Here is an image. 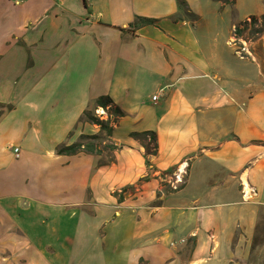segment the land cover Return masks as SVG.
Instances as JSON below:
<instances>
[{"label": "crops", "instance_id": "0c3cea01", "mask_svg": "<svg viewBox=\"0 0 264 264\" xmlns=\"http://www.w3.org/2000/svg\"><path fill=\"white\" fill-rule=\"evenodd\" d=\"M183 1L0 0V264H264L249 252L264 207V34L242 55L231 41L264 0ZM135 16L156 21L129 27ZM102 94L124 112L106 136L114 161L57 154L104 135L78 123ZM145 130L150 167L130 136ZM184 162L172 191L159 174Z\"/></svg>", "mask_w": 264, "mask_h": 264}, {"label": "trees", "instance_id": "16d2710c", "mask_svg": "<svg viewBox=\"0 0 264 264\" xmlns=\"http://www.w3.org/2000/svg\"><path fill=\"white\" fill-rule=\"evenodd\" d=\"M178 5H185L183 0H177ZM259 20L262 22L260 23ZM156 19L147 18L142 16H135L134 20L129 23V27L139 28L144 25H149L155 23ZM264 34V14L260 16L251 15L248 18L241 20L234 24L232 30V35L236 40L243 39L255 40L260 35ZM98 108H102L105 114V118L97 115L94 111ZM7 109H12V105H7ZM124 116L123 110L114 102L108 94H102L97 96L90 107L84 109L82 112L78 123L89 122L97 125L105 136H109L113 130V126L119 117ZM130 136L138 140L144 148V155L146 158V163L150 167L149 157L155 155L158 151V142L156 133L154 131H133ZM100 134H80L77 141L71 144H59L56 146L55 152L57 154L72 155L79 152H85L94 155H101L102 150L100 145L95 142V140L100 139ZM85 139H89L86 141ZM108 148L111 151V158L108 162L114 161L113 151L117 149V146L109 143ZM104 163V162H102ZM164 174V173H163Z\"/></svg>", "mask_w": 264, "mask_h": 264}, {"label": "rangeland", "instance_id": "374dc122", "mask_svg": "<svg viewBox=\"0 0 264 264\" xmlns=\"http://www.w3.org/2000/svg\"><path fill=\"white\" fill-rule=\"evenodd\" d=\"M206 4H207V2H206ZM254 3H253V1H251V0H244V2L242 3V6H244V7H246L247 9H249V10H247V11H250L251 9H252V11H255V8H253L254 7ZM208 6V5H207ZM230 5H228V6H226V8H225V12H223V14H231V8L229 7ZM205 7V6H204ZM209 8H211V6H208ZM208 7H206L205 8V10L206 11H208ZM228 7V8H227ZM223 10V9H222ZM222 10H220V11H222ZM184 13V12H183ZM240 13L242 14V13H244L242 10H240ZM186 17L189 19V20H194V19H196V17H194V15H192V14H186ZM259 22L261 23L262 21L261 20H259ZM231 41H234L236 44H235V46H236V48H238V50L240 49V47H241V42L239 41V40H236L235 41V39L233 38ZM22 90V88H20V89H14L13 90V92L14 93H16V92H19V91H21ZM14 99H16L17 100V98H14ZM99 109V108H98ZM98 109H96L94 112L97 114V115H99V114H102V113H100V112H98L99 110ZM102 118H105V114L103 113V115H100ZM104 133V132H103ZM101 137H100V139H98V140H95V142L97 143V144H99L100 145V148H101V150H102V155L100 156V158H99V162H107V161H109L110 160V158H111V151H110V149L108 148V144H109V142L107 141V137L105 136V134L103 135H100ZM86 141H89V139H85ZM102 141H105L104 143H102ZM46 147L47 146H45V147H43V149L44 150H46ZM173 172V170H171V171H169V172H167L168 174H171ZM53 179V177L52 176H48V178H47V181H51ZM168 185V184H167ZM42 186V185H41ZM168 188H169V186H168ZM170 189V188H169ZM262 252L263 253V255H264V207H262V209H261V212H260V215H259V218H258V221H257V223H256V226H255V230H254V234H253V236H252V238H251V242H250V245H249V252H255V253H257V252ZM247 255V254H246ZM246 255H244L242 258H240V259H235L232 263H234V264H246V259H245V257H246ZM142 264H146V263H142Z\"/></svg>", "mask_w": 264, "mask_h": 264}, {"label": "built area", "instance_id": "2783aa9c", "mask_svg": "<svg viewBox=\"0 0 264 264\" xmlns=\"http://www.w3.org/2000/svg\"><path fill=\"white\" fill-rule=\"evenodd\" d=\"M21 0H13V2L18 3ZM241 42V47L238 50L239 53L243 52H247V48H246V42L243 39L239 40ZM157 94L152 96V99L155 100L157 98ZM104 112H102L103 115ZM14 153L16 156L19 155L18 152V148L15 147L14 148ZM185 162L180 164L179 166H177L175 169H173V172L171 174L165 173V174H159V176L161 177V180L163 182H166L170 188V190L172 191H176L178 190L181 185L184 183L185 180V175H186V170H185V166L186 164ZM257 190L256 188L251 185V184H245L243 182H241V197H242V201H249L251 199H253V197L256 195Z\"/></svg>", "mask_w": 264, "mask_h": 264}]
</instances>
